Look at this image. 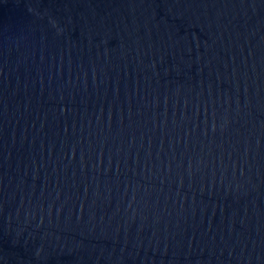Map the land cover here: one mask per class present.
I'll return each mask as SVG.
<instances>
[{
	"label": "water",
	"instance_id": "95a60500",
	"mask_svg": "<svg viewBox=\"0 0 264 264\" xmlns=\"http://www.w3.org/2000/svg\"><path fill=\"white\" fill-rule=\"evenodd\" d=\"M0 264H264V0H0Z\"/></svg>",
	"mask_w": 264,
	"mask_h": 264
}]
</instances>
